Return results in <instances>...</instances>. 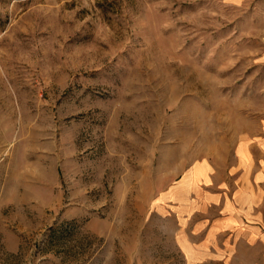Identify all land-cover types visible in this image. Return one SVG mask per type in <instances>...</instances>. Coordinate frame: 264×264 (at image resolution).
I'll list each match as a JSON object with an SVG mask.
<instances>
[{
	"label": "rangeland",
	"instance_id": "1",
	"mask_svg": "<svg viewBox=\"0 0 264 264\" xmlns=\"http://www.w3.org/2000/svg\"><path fill=\"white\" fill-rule=\"evenodd\" d=\"M221 213L202 264H253L264 0H0V264H186Z\"/></svg>",
	"mask_w": 264,
	"mask_h": 264
},
{
	"label": "crops",
	"instance_id": "2",
	"mask_svg": "<svg viewBox=\"0 0 264 264\" xmlns=\"http://www.w3.org/2000/svg\"><path fill=\"white\" fill-rule=\"evenodd\" d=\"M197 169H201V168H197ZM193 173L192 171H189L186 174L187 176L182 177L181 180L182 182L181 181L176 182V185L180 183H184V184L187 183L190 186L193 182L192 177L199 176L204 172L198 173V171H196ZM180 190H181L180 186L175 187L176 194ZM221 191H222L221 194H223V190ZM243 197L244 196L241 195L240 200L250 199ZM195 200L201 201V198L195 196ZM200 212L198 213L200 214ZM185 216L186 218L184 221L183 220H181L182 222L178 221L175 234H176V240L178 239L176 241V246L179 250H181L184 253L186 264H202L204 263V261L214 262L213 259L218 260L219 258L220 260H223L224 250H225L223 213H221L220 218L216 216V218L214 219L211 218L209 219V221H208V216H202V220L200 221L201 224L195 221L191 224L192 219L189 218L190 215L188 216L187 214H185ZM186 222H188L187 226L184 225ZM207 254L209 256H207ZM253 264H264V254H262L260 258L256 257Z\"/></svg>",
	"mask_w": 264,
	"mask_h": 264
}]
</instances>
